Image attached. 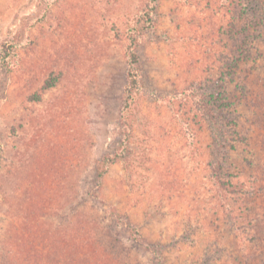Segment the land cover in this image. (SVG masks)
<instances>
[{
	"label": "rangeland",
	"instance_id": "rangeland-1",
	"mask_svg": "<svg viewBox=\"0 0 264 264\" xmlns=\"http://www.w3.org/2000/svg\"><path fill=\"white\" fill-rule=\"evenodd\" d=\"M149 5L127 133L128 35ZM159 260L264 264L258 3L0 0V264Z\"/></svg>",
	"mask_w": 264,
	"mask_h": 264
},
{
	"label": "trees",
	"instance_id": "trees-1",
	"mask_svg": "<svg viewBox=\"0 0 264 264\" xmlns=\"http://www.w3.org/2000/svg\"><path fill=\"white\" fill-rule=\"evenodd\" d=\"M258 3V6L260 7V10L262 11V14L264 16V0H256ZM152 7L149 5L147 8H145L140 17L137 19L136 24L131 28L128 38L129 42L127 43L126 47V55L128 57V83L127 87L125 89V97H124V103L121 109V123L122 125L126 126L125 129L127 133L130 131L131 126V113L134 107V104L136 102V96L137 91L139 89V77H140V69H139V63H140V54L138 52V47L141 43V33L146 30L150 29L152 26ZM12 46V44H11ZM3 57L7 60L11 55V50L8 48H4L2 52ZM8 66V64H7ZM9 69V68H7ZM212 97H214L212 95ZM219 100L215 99L212 100V98L208 99L205 98L202 103H200L199 107L205 114L206 118L209 120V122L213 125L215 129V140L217 144L219 145L221 149L225 148L224 143V137L221 135L222 125L219 122V116L221 114V111H219L220 104L218 105ZM127 137V136H126ZM121 155H123L121 153ZM223 157V154H222ZM118 155L113 153H106L101 161H100V174H104L107 172L110 164L117 161ZM217 173H220V170L217 169ZM70 262V261H69ZM157 264H162V261L159 260Z\"/></svg>",
	"mask_w": 264,
	"mask_h": 264
}]
</instances>
